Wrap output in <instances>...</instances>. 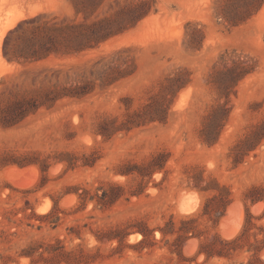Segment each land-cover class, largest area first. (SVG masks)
<instances>
[{
    "label": "rangeland",
    "instance_id": "rangeland-1",
    "mask_svg": "<svg viewBox=\"0 0 264 264\" xmlns=\"http://www.w3.org/2000/svg\"><path fill=\"white\" fill-rule=\"evenodd\" d=\"M262 242L264 0H0V264Z\"/></svg>",
    "mask_w": 264,
    "mask_h": 264
},
{
    "label": "trees",
    "instance_id": "trees-1",
    "mask_svg": "<svg viewBox=\"0 0 264 264\" xmlns=\"http://www.w3.org/2000/svg\"><path fill=\"white\" fill-rule=\"evenodd\" d=\"M61 31H63V29H61ZM97 34H99V35H95V37H94L96 40V43H99L100 41L105 40L108 36L107 34L105 35V31H102L101 33H97ZM113 201H115V199L110 198V202H113ZM249 222H250V219H246L245 225L243 226V230L241 231L240 234H238L234 238H232L230 240L216 239L221 245V247L219 249H215L210 245L202 246V249L200 252L205 255V259L207 260L210 257H212L213 255H217L219 257H227L230 254L229 253L230 251L235 252L237 249H242V245H240V242L245 237L246 229H247V226L249 225ZM160 232H161V234H164L163 230H160ZM142 235H143V239L141 240L140 245L142 247L150 246L151 242H149L147 240L145 233H142ZM114 239H116V237H114L112 235L111 237H108L107 240L112 241ZM261 245L262 246L249 245L248 251H252V256L246 264H264V262L259 258V254L261 253L262 249L264 248L263 242Z\"/></svg>",
    "mask_w": 264,
    "mask_h": 264
},
{
    "label": "bare ground",
    "instance_id": "bare-ground-1",
    "mask_svg": "<svg viewBox=\"0 0 264 264\" xmlns=\"http://www.w3.org/2000/svg\"><path fill=\"white\" fill-rule=\"evenodd\" d=\"M14 181V180H13ZM15 182H16V180H15ZM18 183V182H17ZM17 183H16V185H17ZM27 188V187H26ZM236 203V202H235ZM241 208V207H240ZM239 209V208H238ZM189 210H191V209H189ZM237 215V214H236ZM239 219H237V221H238ZM241 221V219L239 220V222ZM239 230V229H238ZM236 233V232H235ZM233 238V237H232ZM230 240V239H229Z\"/></svg>",
    "mask_w": 264,
    "mask_h": 264
}]
</instances>
